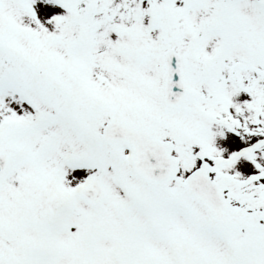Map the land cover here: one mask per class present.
Returning a JSON list of instances; mask_svg holds the SVG:
<instances>
[{
  "label": "snow or ice",
  "instance_id": "1",
  "mask_svg": "<svg viewBox=\"0 0 264 264\" xmlns=\"http://www.w3.org/2000/svg\"><path fill=\"white\" fill-rule=\"evenodd\" d=\"M0 264H264V0H0Z\"/></svg>",
  "mask_w": 264,
  "mask_h": 264
}]
</instances>
